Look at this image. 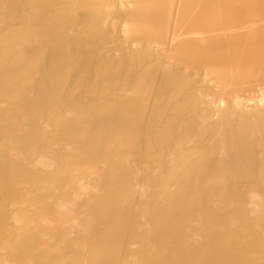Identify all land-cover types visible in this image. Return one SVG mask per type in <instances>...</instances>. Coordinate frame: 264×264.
<instances>
[{"label":"rangeland","instance_id":"rangeland-1","mask_svg":"<svg viewBox=\"0 0 264 264\" xmlns=\"http://www.w3.org/2000/svg\"><path fill=\"white\" fill-rule=\"evenodd\" d=\"M132 1L133 0H58V1L57 0H53V1L52 0H48V1L47 0H42V1L41 0H19V3L22 6L21 8L23 10L22 17L20 18V20L26 19V22L29 21V18L32 21H35L38 19L39 20H43V19L49 20L47 18L48 16L50 17V22L52 23V25L50 26V29L55 30V31L56 30H67L68 31L69 29V32H75V34L78 33L80 35H85V34H87L88 36L90 35L91 37L89 36L90 38L88 40V43L90 46H93L94 44H96L97 43L96 40L102 36L103 38L101 41L102 43L101 42L99 43L101 48L102 49L104 48L105 51H109L112 54L114 53L113 57L115 56L117 58L116 62L119 64L117 63L116 65L114 64L113 66L114 70L111 71L110 73H107V74L104 73L103 75H105V77L102 74L100 75L96 74L92 79H90L88 81V84L89 83L90 84L89 85L87 84L85 89L81 91V93L77 96L78 99L74 101L75 103L65 102L64 104H59V103L52 102L50 103L49 106L51 107L52 105L56 106V109H54L55 107H52L50 109L48 108L49 111L51 112H48V109L47 110L45 109L47 106L46 107L45 106L43 107L35 106L32 109V112L33 113L36 112V113L32 114L31 112V114L33 115L35 119H37L36 122L41 127L40 130L43 129L44 131L45 130L47 131L46 134H41L42 131L37 133L38 141L39 143H41L39 144V147L37 148L38 150L37 152L41 150L42 146L45 145L46 142L51 141V143L53 144L52 145L53 148H51L50 152L46 154V156H44V161L43 160L38 161L39 159L38 156L40 155L31 154L30 149L33 143H32V140L29 137H27L26 140L22 141V142H25V146H26V147L24 146L25 148L24 147L22 148V151H23V155L26 154L25 157L27 158V161L29 162V166L28 165L27 167L22 166L20 162H18V160L15 159L14 156L10 153L11 152L10 149H8L13 140L11 136L8 135L4 139V137L0 135L1 140H2V141L0 140V148L2 147V149H0V162L3 161L4 159H7V161H9V164H3L4 162H1L2 164L0 163L1 165L0 175L2 176V177L0 176V179H1L0 180L1 181L0 190L1 189L2 190L4 189V191L6 190L5 191L6 193H3V194L0 193V197H2L1 198L2 200L0 199V210L2 209L0 211V218H1L0 219V234L2 235V236L0 235V246H1L0 248L4 247L5 244L7 245L9 243V246H7L6 249H0V258L1 256L2 258H7L9 260L8 263L12 261L15 264H61L59 262L60 255H66L69 261V264L71 263L72 264L73 263L88 264V263H91L92 261H95L96 257L98 258V260H104L106 259V256L110 258H115L119 255V251H120L119 249L120 247L118 246L119 244L117 245L118 247L114 245L110 249L102 248V246L107 244V242L112 243L118 238L125 239V237H128L125 234V230H122L125 226L126 227L132 226V233L130 235V239L128 242L127 241L124 242L123 240L119 242L120 244H122L123 242L128 243L129 245L130 244L134 245L135 243L138 244L139 242H144L145 238L147 237L146 236L147 230L149 229L147 228V226L142 228V225H144L143 224L144 221L139 220L138 216L135 214L134 210L136 208V205H143L141 208L145 212H146L145 208L147 209V206L148 208L151 207L147 209V211L152 209V206L155 205L154 202L161 206L171 205L167 199L172 191L176 192L177 194L179 192L180 195L179 194L178 195L182 199H187V198L192 197L193 195H197L198 197L202 199L218 200L220 203L219 206H221L224 210L223 220L219 219L217 215L212 213L211 214L212 224L210 227H206L205 225L206 220H202V218H201L202 221H199V223L201 224L204 221L202 223L204 224V226L198 224V217L197 216L194 217V215H196L195 208H192L189 206H186L184 209L179 208L176 210L177 215L179 213H180L179 215H182L185 211L190 214L189 215L188 213L186 214L184 213V215L186 216L184 218V221L178 220L179 227H185L187 225L190 226L192 224L190 227H194L196 230V233H199V235L203 237L210 236L214 239L216 238V236H219L218 233L216 232L222 231L221 237L223 238L225 242H228L232 238L231 234L233 233L236 234V232L240 236H242L245 240L246 238L250 239V236H248L247 234L245 233L241 234V230L239 229V227L244 223V217L245 215H247L245 202L248 199V195H246L248 188L246 187V183L247 181H249L251 184L253 183V186L255 185L254 186L255 189H258L260 191L261 190V187L259 186V182H260L259 173L260 172L257 170L255 171L256 174L254 176L247 177L246 175L238 176L233 171V173L225 172V175L224 176L220 175V178H212L209 176H202V175H197V174L187 175L186 173L187 171L185 170L195 163V160H192V159L197 158V155H194V156L192 154L190 155V152H189V150H192L195 148H196L195 150L200 151V153H205V155H208V158H207L208 160L207 159L202 160V164H206L207 166H211L215 163L214 157L217 156V154L219 155L220 150H222L223 148L225 149L226 154L221 158L227 159V162H226V159L224 160L225 161L223 163L224 168H227V169L236 168L237 162L233 156H235V154L238 152L244 153V151H248V155H242L240 159H241L242 165H244L245 168L252 167L254 164L257 163V157L250 155L249 152L250 151L255 152L257 150L258 147L255 144L257 140L258 141H260V139L264 140V84H263V81H264V24L256 28H249L250 30L248 29L243 33L210 36V37H207V41L205 43L199 44V45L195 42H191V44H193L194 46L197 45V49H195V51H193V49H191L190 47L183 48L181 41H177L175 43L176 50H177L176 58L172 60L171 64H169L166 70V73L163 75H159L160 74L159 71L162 68V63L165 60L163 53L161 52V49L157 47H150L148 42L152 38L157 37L159 39V37L162 36L161 31L159 30V23L160 21H163L162 19H164L162 15L165 9H163V7L168 4L169 0H134L135 5L132 3ZM65 2L71 3L70 9H69L71 12L74 10L73 8L75 7H76L75 10L79 9L78 11L80 10L83 11V12L80 11L81 13L76 12L75 10L72 12L73 14L75 13L74 15H76L78 19L77 24L74 27L73 31H72V28L70 29L69 27H64L63 25L62 26L60 25L62 24V20H63L61 19L62 14L58 13L59 14V18H57L58 20L51 19L54 17V14H56V11L60 9V7L64 6L63 3ZM76 3L78 4V6L75 5ZM147 5L151 6L152 8V11L150 12V16H147L146 11H145V8L147 7ZM174 6H175V3H174ZM88 8H89V11H87ZM70 11L68 13H71ZM182 11L185 17L183 18V21H181L180 24L175 27L176 31H182V30L193 31L196 29L208 30L211 28H219L221 26L229 27L234 23L239 24V25L240 24L248 25L253 22H257V23L264 22V0H185ZM85 12H88L89 14ZM139 15L141 16L139 17ZM107 20H108V23H106ZM57 21H59L58 25H56ZM91 21H93V23ZM90 22L92 23V25ZM80 23L82 24L85 23L86 24V25L84 24L85 27L84 25ZM103 23L106 25H104ZM92 30H94L95 32H93ZM82 31L83 33H81ZM116 31L118 34L116 33ZM105 32L107 34H104ZM109 36H110V39H109ZM157 42L158 44H160L159 41ZM119 47H121L122 49L121 51ZM0 51L3 52L7 56L11 53V50L9 49L7 45L4 47H1ZM120 53L123 55H119ZM210 65L215 66L216 69L217 68L218 69L219 68H231L232 74L234 76H237L238 74L240 75L241 73L245 74L248 72L250 76L260 78L262 80L261 85L258 87L252 88L251 92L250 91L238 92L237 95L235 93H230L228 91L224 92V89L220 86V84L215 79V77L212 74H210L211 73L209 69ZM94 67H95L94 68L95 71L96 70L99 71L98 70L99 68H97L99 66L95 65ZM59 68L60 67H55V69H59ZM115 74H116V77L114 76ZM101 75L103 76L102 79H100ZM112 76L114 77L112 78ZM120 76L123 78H121ZM17 77H20V76H16L15 78ZM119 78L122 79V81ZM113 79L115 80L113 81ZM102 81L104 82V84ZM156 81L158 82V86H159L158 88L154 86L156 84ZM94 82L97 84V86L92 91L90 86ZM49 83L56 84L58 83V80L54 79L53 81L52 80L49 81ZM95 90H97V92ZM90 92L91 93L93 92V93L91 94ZM198 92H200V94ZM89 93L91 95H89ZM97 93L99 96L97 95ZM205 93H207V95H205ZM35 96L38 100H40L42 99L43 93L39 92ZM239 96L240 98H238ZM102 100L106 102H104L103 104H100V101ZM131 100H132V103H131ZM145 101L146 103L148 101L149 102L146 104ZM129 102L131 106H128ZM223 102L224 103L226 102V103L224 104ZM72 103L73 104L78 103V105L80 106H84L85 104L89 103L88 105H86V107H81L79 109V112L81 113L80 115L79 113L75 115V116H78L77 118L75 117L76 120L80 121V124H78L79 127L77 131L80 132L81 130L82 132L83 128L86 129L85 131L83 129V132H85L83 137L82 136H78V137L67 136L65 133L66 129H68L72 123L68 121L70 123L69 124L67 121H62L59 115L65 108L70 107ZM200 103L202 106L200 105ZM83 108H85L86 110ZM149 108L151 110L150 115L152 119L153 118L155 119L159 115L160 112L168 113L169 117L166 118L163 121V123L166 125H169V124L173 125L178 135L179 134L181 135V133L183 134L187 132L197 133L198 131H202L203 127L206 126L207 128H204V131H202V132H205V134L198 135V136H195L196 138L192 137L191 139H187V140H183L179 136L178 137L175 136L173 138H167L164 141L165 143L164 142L160 143L156 141L154 137L156 133L153 130H150L149 128L147 130L146 137L140 140V136H142V133H143L142 129L144 127V118L146 115V111ZM251 108H253L255 111H252ZM123 109H125V111ZM43 110H46L49 115H43V114H47V112H44ZM92 110L94 111V113L92 112ZM95 112H98L97 113L98 115ZM218 112L219 114H217ZM41 113H43L42 114L43 118L42 120H38L39 117L41 116L40 115ZM102 114L103 116L101 117ZM122 114L124 115V117ZM215 114L217 116H215ZM85 115H88L89 119L87 116L85 117ZM134 115L137 117L131 122L130 117L132 119ZM115 116L117 117V119ZM259 116L260 117L263 116V118H260ZM102 118L105 120L103 121ZM177 118L181 120H178ZM82 119L83 121H81ZM243 119H246V120H243ZM47 120L50 122L49 124L52 126H50L49 124L47 125L48 123ZM242 120L243 122H241ZM39 121L40 122L42 121V122L39 123ZM91 121H94V122H91ZM251 121L252 123L253 122L254 123L252 124ZM261 121L263 123H260ZM87 123L89 125L91 124L90 126L91 129L89 128V125H87ZM137 123H140V125ZM64 124H67V126ZM85 124L88 127H85ZM97 125L99 128L97 127ZM179 125L180 126L183 125V126L180 127ZM247 126L249 127L247 128ZM102 128H106L108 132ZM61 130H63V132ZM100 130L103 133H101ZM104 132L106 136L104 135ZM61 133L63 134L65 133V134L62 135ZM95 133L97 135L99 134L98 137L103 134L104 136H101L102 138L99 137V140L100 139L102 140L99 141L96 138L97 136ZM258 133L259 135L256 137ZM0 134H1V131H0ZM88 134H89V137H88ZM41 136L42 137L44 136V137L42 138ZM62 136L67 139H65V141H59V138H62ZM85 136L87 137L88 142L89 141L91 142L88 143L86 141ZM68 138H72L73 141L71 139L68 140ZM74 138H76V140H74ZM126 138H127V141L131 144V145L129 144L130 146L127 145L128 147L124 146L125 145L124 140H126ZM82 140L85 141L86 143L83 142ZM71 142L72 143L76 142L77 145L76 144H72V145L78 146L77 147L78 149L75 150L77 154L75 151L73 152L67 151L66 152L67 154L63 152L62 145L65 143L71 144ZM90 143H92V145ZM98 143H100V146L102 145L101 146L102 148L98 146ZM154 143L156 144L153 145ZM58 144H60V146ZM82 144L85 145L83 148H82ZM88 144L90 146H88ZM142 144L144 148L142 147ZM96 145L98 146V148ZM194 145H196L195 148H194ZM58 146H59V149H58ZM91 146L93 147L89 148ZM133 146H135L136 148L140 146L139 148L141 147L142 148L136 149ZM114 148L115 150L113 151L112 149ZM132 148L135 150H133ZM160 149L164 150L165 152L163 156L164 161H158L156 159V155L154 154L155 153L154 151L160 150ZM7 150L9 151L7 152ZM52 150L54 152H52ZM109 150H110V153H109ZM111 150L113 153L111 152ZM82 151H84V153H82ZM6 152L11 154L12 157ZM133 152L135 153L137 152V153L135 154ZM88 154H90L91 156ZM173 157L176 159H174ZM12 158H14L15 160ZM188 159L189 160L191 159V160L189 161ZM180 160L182 161V163H184L185 166H187V168L185 166L182 167L183 164L180 163L181 162ZM31 161H32V164H31ZM141 161L143 162L144 166L146 165L145 168L146 170H148L147 176L150 175L149 176L150 178L147 176L145 178V180L149 178L146 180L147 186L149 185L148 190H150L148 191V193L151 194V196L148 195V193L146 195L147 197L150 196L148 197L149 200L146 196L140 197V195H138L136 192L133 193V191H136V190H134V188L131 186L132 172L135 170V168L138 167L139 164L142 163ZM44 163L49 164V165L46 166ZM129 164L131 165V167L127 166ZM168 164L171 169L173 168H176V169L171 170ZM3 165H4L3 167L4 170L2 169ZM123 165L124 167H130V168L133 167V170L129 168L132 171L131 173L127 174L128 177L126 178V182H124L125 176L123 174V170H124ZM6 166L8 170L7 168L5 169ZM29 169L31 171H29ZM24 170L26 171L25 175H24L25 173ZM39 170L43 172L40 173ZM169 170L171 174L169 173ZM176 170H177V173H176ZM111 171H113V173ZM117 171L119 172V174H122L123 177L121 175L118 176V173L116 174ZM27 172H30V173L32 172L33 173V174L31 173L32 176L30 175V173L28 174ZM107 172L108 173L110 172L109 174L111 175V177H109L110 175H108ZM38 174L39 175L42 174L43 175L42 178H40L41 176H39ZM87 175L90 178H88ZM100 175H102L101 176L102 178L100 177ZM16 176L18 177L16 178ZM21 176H22L23 181L26 180L27 182V183H23V186H25V190H23L22 192L21 190H19L20 188H17L16 185L12 184V183L16 184V182L19 179H21ZM36 176H38L39 179L33 180L34 178H37ZM43 177L45 178V181L38 183V181H40L41 179L43 180ZM105 177L106 179L104 180L103 178ZM160 177H163L162 178L163 180ZM100 178L104 180L105 183L102 180H100ZM114 179L121 180V183L117 182L119 180L114 181ZM159 180L160 182H158ZM81 181L87 184L94 185V186H97L98 184H101L102 182L101 187H103L102 189L104 190L103 191L104 195L102 194L101 196L98 197V199H92V201L95 200L93 201L94 204H92L94 207L91 205L92 209L89 208V210H87L89 213L87 214L86 211L82 213V216L86 219L82 218L80 214L78 215L76 213V210H78V208L71 209L72 204L70 203L69 191L75 189L78 183ZM111 184L115 185L116 188ZM13 185L14 187L16 186V188L12 187ZM117 185H119V187L122 188L120 189L121 191L118 189L119 187ZM120 185H123V186H120ZM113 188H115V190ZM161 188H164V190L162 191ZM172 188L173 190H171ZM10 189H12V191H10ZM159 190L160 192L161 191L162 192L160 193ZM114 192L116 193L114 194ZM1 194L4 195L5 197L2 196ZM122 194L126 196L124 197ZM154 194H157L159 196L157 195L155 196ZM22 195H25L24 198ZM118 195L122 197H119ZM20 196H22L23 199ZM152 197L155 198L156 200L155 199L153 200ZM161 198L163 200L165 199L163 203H162L163 200H161ZM21 200L22 201L24 200V202L25 201H28V202L27 203L25 202V204L18 202V204L14 206V208L12 207L13 209L10 210L9 207L11 206L10 204L13 201L17 202ZM53 201H56V204L53 206V209L49 210L43 207L44 202H53ZM122 201L124 203L126 202L127 205L126 203L124 204ZM83 203L84 202H81L77 206L80 207L82 206L81 204ZM131 207H133L132 210L130 209ZM129 210L132 213H130ZM180 210H183L184 212ZM49 212L52 215L51 214L49 215ZM193 212H194V215H193ZM40 213L49 215L51 219L55 220V222H53V224L51 223L52 225L50 224L49 226L45 227L44 224H42L41 222L39 223L37 221L38 219L37 217ZM75 214L78 216V218ZM206 216H208V214L206 213H202L201 215L203 219H206ZM148 217L149 216L145 214V221L146 219H148ZM74 218L76 219V221H74L76 223L71 221ZM124 218L127 219L128 221H126ZM193 218L195 219L193 220ZM68 221L71 224H69ZM97 222H99V224L103 223V227L106 229L103 233V235L105 236H103L101 233L97 235V236H100L101 238L97 236H92L91 234H89L93 229V225L98 224ZM196 223L198 224V226ZM34 224L41 226L39 227L40 229L28 231L29 228L33 229ZM108 226L109 227L111 226V228L109 229ZM197 228H199L200 230H197ZM205 230L206 232H204ZM155 232L156 231L154 229L153 233ZM195 235L199 236L198 234H195ZM88 236L89 237L91 236V237L88 238ZM26 237H28V239H26ZM85 238L87 239L89 245L91 246V250L93 254L87 251H82L81 249H75L73 247L76 241L81 242L85 240ZM93 238L95 239L93 240ZM31 239L33 240V242L31 241ZM7 240L9 241L8 243H6ZM57 240L65 241L66 242L65 244L67 245V247L63 248L60 251L53 250V246L56 244ZM25 241L27 242L28 246H26ZM28 241H30V243ZM10 242H12L11 244H14L15 247L17 246L16 244L19 245L20 248L17 250L18 251L16 252L17 254L25 253L26 250L30 247L32 248L33 253H35L37 257L35 258L34 256H31L28 258L27 261L23 262L22 260L17 258V256H15L12 253V248L10 249V246H11ZM98 244L100 247L98 246ZM105 250L107 252H105ZM115 250H117L118 252L116 253ZM111 251H112V254L109 253ZM138 253H142V252L138 250ZM88 254H90V256H88ZM99 255L101 256V259ZM2 258L0 259V262ZM97 258H96V261H97Z\"/></svg>","mask_w":264,"mask_h":264},{"label":"bare ground","instance_id":"bare-ground-1","mask_svg":"<svg viewBox=\"0 0 264 264\" xmlns=\"http://www.w3.org/2000/svg\"><path fill=\"white\" fill-rule=\"evenodd\" d=\"M42 1V0H41ZM48 1V0H47ZM53 1V0H52ZM58 1V0H57ZM44 2V1H43ZM50 2V1H49ZM48 2V3H49ZM60 2V1H59ZM75 2V1H74ZM185 0H169L168 4L166 6L163 7V9H165V11L163 12V17L164 19H162L163 21H160L159 23V30L161 31V37H159V39L157 37L152 38L148 43L150 47H157L159 49H161V52L163 53L164 56V62L162 63V68L159 71L160 74L159 75H163L166 73V70L169 66V64H171L172 60L176 58V46L175 43L177 41H181L183 48H189L190 47V43L191 41L194 40H198L201 41V43H204L205 41H207V37L210 36H215V35H229V34H235V33H243L246 30H248L249 28H256L262 24H264V22L262 23H257V22H253L250 23L248 25H239L236 24L233 25L230 28H224L222 30L219 31L217 30V28H211L208 29L206 32H202V31H187V30H182V31H176L175 27L178 26L180 24L181 21H183V18L185 17L183 14V11L181 10L182 5L184 4ZM57 3V2H56ZM78 3V2H77ZM75 4L78 6V4ZM82 3V2H81ZM132 3L134 4V0L132 1ZM142 3V2H141ZM175 3V6H174ZM37 4V3H36ZM34 4V5H36ZM39 4V3H38ZM53 4V3H52ZM56 5V4H55ZM64 5V6H63ZM63 7H60V9H58L56 11V14H54V17L51 19L54 20H58L57 18H59V14L61 15V19L62 20V24H60L61 26L63 25L64 27H69L70 29L72 28V31L74 30V27L77 24V16L74 15L72 12L75 10V8H73L74 10L71 12L70 6L71 3L69 2H65L63 3ZM74 5V6H75ZM82 5V4H81ZM135 5V4H134ZM150 5V4H149ZM39 6V5H38ZM43 6V5H41ZM83 6V5H82ZM22 6L19 3V0H0V49L1 47L4 46H8L9 49L11 50V53L7 56L5 55L3 52L0 51V131H1V136L7 137L8 135L11 136V138L13 139L11 142V145L8 149H10V153L14 156L15 159L18 160V162H20V164L24 167H27V165L29 166V162L27 161V158L25 157L26 154L23 155V151L22 148L25 146V142H22L24 140L27 139V137H29L32 140V145H31V149L30 152L31 154H38L40 156L38 161L43 160L44 161V156H46V154H48L50 152V149L53 148V144L51 143V141L46 142L45 145L42 146L41 150L39 152H37V148L39 147V141L37 138V133H39L40 131L41 134H46V130L44 131L43 129L40 130V126L38 125V123L36 122L37 119H35L33 117L32 114H35L32 112V109L35 106H39V107H43V106H47L45 109L47 110L48 108H52L55 107L54 109H56V106H49L50 103L55 102V103H59V104H64L65 102H73L76 101L78 98L77 96L81 93V91H83L86 87V85L88 84V81L90 79H92L96 74H107L110 73L111 71H113L114 69V64L116 65V61L117 58L109 51H105L104 48L102 49L100 46V42L102 41V36L97 39V43L94 44L93 46H90L88 43V40L90 37L85 34V35H80V34H75V32H69L67 30H52L50 29V26L52 25V23L50 22V17L47 16V18L49 20H35L32 21L29 18V23L26 22L25 20H20V18L22 17ZM142 7V6H141ZM39 8V7H38ZM64 8V9H63ZM85 8V7H84ZM46 10V9H44ZM71 13H68L69 11ZM79 9H76V12H80L78 11ZM87 11H89V8L87 9ZM91 11V10H90ZM146 14L147 16H150V12L152 11L151 6H148L145 8ZM44 12V11H43ZM83 12V11H82ZM52 13V12H51ZM81 13V12H80ZM88 13V12H85ZM64 14V15H63ZM83 14V13H82ZM81 14V15H82ZM89 14V13H88ZM87 14V15H88ZM92 14V13H90ZM89 16V15H88ZM94 16V15H93ZM98 16V15H96ZM123 16V15H122ZM141 15H139L140 17ZM14 17V18H13ZM33 17V16H32ZM85 17V16H84ZM87 17V16H86ZM46 18V19H47ZM83 18V17H82ZM90 18V17H89ZM93 18V17H92ZM95 18V17H94ZM98 18V17H97ZM108 18V17H107ZM140 19V18H139ZM83 20V19H82ZM81 20V21H82ZM90 20V19H88ZM85 21V20H84ZM96 21V20H95ZM58 22V23H57ZM56 22V25L59 24V21ZM93 23V21H91ZM90 22V23H91ZM54 23V22H53ZM79 23V21H78ZM83 23V22H82ZM80 23V24H82ZM91 23V25H92ZM105 23V22H104ZM103 23V24H104ZM108 23V20L107 22ZM183 23V22H182ZM85 24V23H84ZM82 24V25H84ZM80 25V26H82ZM86 25V24H85ZM84 25V27H85ZM106 25V24H104ZM103 25V26H104ZM131 25V24H130ZM145 26V25H144ZM88 28V27H87ZM101 28V27H100ZM174 28V29H173ZM78 29V28H77ZM82 29V28H81ZM90 29V28H89ZM105 29V27H104ZM250 30V29H249ZM71 31V30H70ZM79 31V30H78ZM93 32L95 31L92 30ZM83 33V31L81 32ZM117 33V31H116ZM104 34H107L106 32ZM115 34V32H114ZM113 34V35H114ZM118 34V33H117ZM100 35V34H99ZM96 36V35H95ZM115 36V35H114ZM93 37V36H92ZM98 38V37H96ZM110 39V36H109ZM95 40V39H94ZM106 40V38H105ZM110 41V40H109ZM160 42V44H158V42ZM104 42V41H103ZM146 42V41H144ZM102 43V42H101ZM105 46V45H104ZM107 46V45H106ZM112 46V45H111ZM123 46V45H122ZM115 47V46H114ZM110 48V47H109ZM118 48V47H117ZM123 48V47H122ZM112 49V48H111ZM110 49V50H111ZM120 51L122 50L121 47H119ZM112 51V50H111ZM119 51V52H120ZM123 52V51H122ZM121 52V53H122ZM112 56H111V54ZM117 53V52H116ZM119 54V55H123V54ZM159 54V53H158ZM116 55V54H115ZM128 56V55H127ZM126 62V61H125ZM201 62V61H200ZM119 64V63H117ZM121 64V62H120ZM206 64V63H204ZM95 65L99 66L97 68H99V71H95ZM216 65V64H215ZM157 66V65H156ZM55 67H60L59 69H55ZM116 68V67H115ZM210 69V74H212L215 79L218 81V83L220 84V86L224 89L225 91H228L230 93H235L236 95L238 94V92H244V91H252V88L254 87H258L261 85L262 80L258 77H252L250 76V74L245 73H241L240 75L238 74L237 76H234L232 74V69L231 68H217L213 65L209 66ZM116 70V69H115ZM115 73V72H114ZM117 73V71H116ZM121 73V72H120ZM157 73V72H156ZM124 74V73H123ZM209 74V73H208ZM100 76L102 79L103 76ZM113 75V74H112ZM126 75V74H125ZM157 75V74H156ZM16 76H20L15 78ZM116 77V74L114 75ZM112 76V78L114 77ZM130 76V75H129ZM107 77V75H106ZM111 77V76H109ZM119 77V76H117ZM121 77V76H120ZM160 77V76H159ZM99 78V77H97ZM123 78V77H121ZM54 79L58 80V83H49V81H53ZM99 79V80H100ZM118 79V78H117ZM120 79V78H119ZM115 79H113L114 81ZM122 81V79H120ZM119 80V81H120ZM128 80V79H127ZM110 81V80H108ZM107 81V82H108ZM93 82V81H92ZM103 82V81H102ZM101 82V84H102ZM106 83V82H105ZM153 83V82H152ZM90 84V83H89ZM88 84V85H89ZM104 84V82H103ZM264 84V81H263ZM97 84L94 82L92 83V85L90 86V88L92 89V91L96 88ZM115 86V85H114ZM119 86V85H118ZM156 88H158V82L156 81V84L154 85ZM262 87V86H261ZM108 88V87H107ZM152 88V87H151ZM88 89V88H87ZM90 89V90H91ZM99 90V89H98ZM97 92V90H95ZM39 92L43 93L42 99L38 100L36 98V94H38ZM125 92V91H124ZM86 93V92H85ZM88 93V92H87ZM91 93V92H90ZM89 93V95H91ZM200 94V92H198ZM83 94V93H82ZM81 94V95H82ZM108 94V93H107ZM222 94V93H221ZM98 95V93H97ZM125 95V94H124ZM205 95H207V93H205ZM88 96V95H87ZM99 96V95H98ZM111 96V94H110ZM81 97V96H80ZM86 97V96H85ZM106 97V96H105ZM120 97V96H119ZM143 97V96H142ZM219 97V96H218ZM221 97V96H220ZM98 98V97H97ZM122 98V97H121ZM133 98V97H132ZM240 98V96L238 97ZM94 99V98H93ZM92 99V100H93ZM108 99V98H107ZM105 99V100H107ZM128 99V98H127ZM146 99V98H145ZM144 99V100H145ZM183 99V98H182ZM91 100V101H92ZM113 100V99H111ZM143 100V101H144ZM147 100V99H146ZM238 100V99H237ZM82 101V100H81ZM125 101V100H124ZM99 102V101H98ZM104 100L100 101V104H103ZM134 102V100H133ZM139 102V101H138ZM149 102V101H148ZM147 102V103H148ZM151 102V101H150ZM211 102V101H210ZM70 105V107L65 108L59 115L60 118L62 119V121H69L72 124L70 125V127L68 129H66V135L70 136V137H78V136H82L84 135L85 132H82L80 130V132L77 131L80 121L76 120V118L78 116H75L79 113V115L81 114L79 112V109L81 107H86L85 104L84 106H80L77 104H73ZM87 103V102H86ZM91 103V102H90ZM111 103V102H110ZM117 103V102H116ZM121 103V102H119ZM132 103V100H131ZM146 103V101H145ZM146 103V104H147ZM154 103V102H153ZM203 103V102H202ZM224 103V102H223ZM226 103V102H225ZM224 103V104H225ZM92 104V103H91ZM128 106L130 105V102L128 103ZM141 104V103H140ZM206 104V103H205ZM223 104V105H224ZM243 104V103H242ZM257 104V103H256ZM66 105V104H65ZM68 105V106H69ZM95 105V104H94ZM135 105V104H134ZM144 105V104H143ZM201 105V103H200ZM207 105V104H206ZM49 106V107H48ZM91 106V105H90ZM202 106V105H201ZM210 106V105H209ZM217 106V105H216ZM225 106V105H224ZM242 106V105H241ZM245 106V105H244ZM257 106V105H256ZM255 106V107H256ZM89 107V106H87ZM133 107V106H132ZM142 107V105H141ZM144 107V106H143ZM150 107V105H149ZM152 107V105H151ZM222 107V106H221ZM247 107V106H246ZM117 108V107H116ZM128 108V107H127ZM168 108V107H167ZM217 108V107H216ZM220 108V107H219ZM260 108V107H259ZM48 112H51L49 111ZM85 109V108H83ZM121 109V108H120ZM132 109V108H131ZM141 109V108H140ZM144 109V108H143ZM194 109V108H193ZM206 109V108H205ZM204 109V110H205ZM252 111H255L253 108H251ZM258 109V108H257ZM46 110H43L44 112H47ZM86 110V109H85ZM91 110V109H90ZM106 110V109H105ZM125 111V109H123ZM135 110V109H134ZM146 110V109H145ZM160 110V108H159ZM211 110V109H210ZM37 111V110H36ZM42 111V112H43ZM53 111V110H52ZM84 111V110H83ZM88 111V110H87ZM107 111V110H106ZM111 111V110H110ZM119 111V110H118ZM123 111V112H124ZM127 111V110H126ZM235 111V110H234ZM237 111V110H236ZM32 112V114H31ZM43 112V113H44ZM47 112V114H43L41 113L40 117L38 120H42L43 115H49ZM91 112V111H89ZM92 112L94 113V111L92 110ZM122 112V111H120ZM155 112V111H154ZM216 112V111H215ZM40 113V112H39ZM88 113V112H87ZM96 114L98 112H95ZM105 113V112H104ZM113 113V112H112ZM118 113V112H117ZM151 110L150 108L147 109L146 111V115L144 118V127H143V133L142 136H140V140L145 138L147 135V130L150 128V130H153L156 135L154 136L156 141L158 142H164L167 138H173L175 136H179L181 139L183 140H187V139H191L192 137L196 138L195 136L198 135H204L205 132L204 128H207L206 126L203 127L202 131H198L195 132H187V133H181V135L176 133V129L174 128L173 125L169 124L166 125L163 123V121L168 118V113L166 112H160L159 115L154 119H152L151 115ZM201 113V112H200ZM256 113V112H255ZM258 113V112H257ZM43 114V115H42ZM52 114V113H51ZM57 114V113H56ZM95 114V115H96ZM205 114V113H204ZM219 114V112L217 113ZM235 114V113H234ZM263 114V113H262ZM38 115V113H37ZM90 115V114H89ZM98 115V114H97ZM115 115V113H114ZM123 115V114H122ZM182 115V114H181ZM201 115V114H200ZM203 115V114H202ZM52 116V115H51ZM88 117V115H85V117ZM103 116V114L101 115V117ZM111 116V115H110ZM215 116H217L215 114ZM261 116V115H260ZM259 116V117H260ZM76 117V118H75ZM95 117V116H94ZM100 117V116H99ZM116 117V116H115ZM124 117V115H123ZM137 116H133L132 119L130 117V121L132 122ZM202 117V116H201ZM92 118V117H91ZM90 118V119H91ZM98 118V116H97ZM181 118V117H180ZM186 118V117H185ZM211 118V117H210ZM260 118H263L260 117ZM48 119V118H47ZM79 119V118H78ZM89 119V117H88ZM103 119V118H102ZM109 119V118H108ZM117 119V117H116ZM171 119V118H169ZM178 119V118H177ZM187 119V118H186ZM190 119V118H189ZM196 119V118H195ZM50 120V119H49ZM85 120V118H84ZM105 119H103L104 121ZM112 120V119H111ZM181 120V119H178ZM199 120V119H198ZM205 120V119H204ZM215 120V119H214ZM241 120V119H240ZM246 120V119H243ZM243 120L241 122H243ZM83 121V119L81 120ZM90 121V120H89ZM98 121V120H97ZM107 121V120H106ZM255 121V120H253ZM259 121V120H258ZM42 122V121H41ZM39 121V123H41ZM47 125L50 123L47 120ZM60 122V121H59ZM68 122V123H69ZM94 122V121H91ZM166 122V121H165ZM184 122V121H183ZM212 122V121H211ZM239 122V121H238ZM63 123V122H62ZM67 123V124H68ZM90 123V122H89ZM222 123V122H221ZM226 123V122H225ZM252 123V121H251ZM254 123V122H253ZM252 123V124H253ZM260 123H263L262 121ZM45 124V123H44ZM67 124H64L67 126ZM70 124V123H69ZM105 124V123H104ZM140 125V123H137ZM244 124V123H243ZM247 124V123H246ZM46 125V126H47ZM50 125V124H49ZM87 125H89L87 123ZM85 124V127H88ZM93 125V124H92ZM201 125V124H200ZM245 125V124H244ZM250 125V124H249ZM44 126V125H43ZM52 126V125H50ZM69 126V125H68ZM83 126V125H82ZM91 124L89 125L90 128ZM180 126V125H179ZM183 126V125H182ZM180 126V127H182ZM202 126V125H201ZM220 126V125H219ZM226 126V125H224ZM84 127V126H83ZM93 127V126H92ZM98 127V125H97ZM103 127V125H102ZM106 127V126H105ZM138 127V126H137ZM200 127V126H198ZM249 126H247L248 128ZM99 128V127H98ZM121 128V127H120ZM179 128V127H178ZM225 128V127H224ZM223 128V129H224ZM235 128V127H234ZM45 129V128H44ZM48 129V128H46ZM63 129V128H61ZM91 129V128H90ZM93 129V128H92ZM104 130H106V128H102ZM110 129V128H109ZM139 129V128H138ZM181 129V128H180ZM222 129V130H223ZM244 129V128H243ZM52 130V129H51ZM86 129H84L85 131ZM103 130V131H104ZM182 130V129H181ZM262 130V129H261ZM63 132V130H61ZM101 131V130H100ZM108 132V130H106ZM105 131V132H106ZM207 131V130H205ZM257 131V130H255ZM260 131V130H259ZM51 132V131H50ZM104 132V135L106 136ZM140 132V131H139ZM186 132V130H185ZM56 133V131H55ZM58 133V132H57ZM60 133V132H59ZM64 133V134H65ZM98 133V132H96ZM95 133V134H96ZM101 133H103L101 131ZM238 133V132H237ZM39 134V135H41ZM62 135H64L63 133H61ZM242 134V133H241ZM51 135V134H50ZM94 135V134H93ZM99 135V134H98ZM98 135L96 134V138L99 140V137L102 138L101 136H104L103 134L101 136L98 137ZM228 135V134H227ZM240 135V134H239ZM238 135V136H239ZM243 135V134H242ZM259 135V133L256 135V137ZM262 135V134H261ZM45 136V135H44ZM43 136V137H44ZM92 136V135H91ZM42 137V136H41ZM42 137V138H43ZM61 137V136H60ZM86 137V136H85ZM84 137V138H85ZM89 137V134H88ZM142 137V138H141ZM59 138V137H58ZM92 138V137H91ZM152 138V137H151ZM260 138V137H259ZM65 139L62 136V138H59V141H65ZM72 138H68V140ZM78 139V138H77ZM132 139V138H131ZM177 139V138H176ZM229 139V137H228ZM258 139V138H257ZM1 140V137H0ZM45 140V139H44ZM51 140V139H50ZM66 140V141H68ZM74 140H76V138H74ZM90 140V139H89ZM97 140V141H98ZM102 140V139H100ZM99 140V141H100ZM124 140V139H123ZM171 140V139H170ZM175 140V139H174ZM2 141V140H1ZM73 141V140H72ZM81 141V139H80ZM83 141V140H82ZM86 141L87 137H86ZM93 141V140H92ZM124 146L129 145L130 143L126 140H124ZM132 141V140H131ZM139 141V140H137ZM178 141V140H176ZM244 141V140H243ZM85 142V141H83ZM82 142V143H83ZM91 142V141H89ZM88 142V143H89ZM94 142V141H93ZM154 142V141H153ZM173 142V141H171ZM192 142V141H191ZM203 142V141H202ZM220 142V141H219ZM238 142V141H237ZM7 143V142H6ZM31 143V142H30ZM81 143V142H79ZM86 143V142H85ZM84 143V144H85ZM101 143V142H100ZM100 143H98V146H100ZM135 143V142H134ZM139 143V142H137ZM146 143V142H145ZM151 143V142H150ZM165 143V142H164ZM204 143V142H203ZM206 143V142H205ZM2 144V143H1ZM8 144V143H7ZM61 144V143H60ZM60 144H58L60 146ZM72 144H76L72 143H65L62 145V150L64 153L68 152H73L75 150H77L78 146L72 145ZM92 145V143H90ZM96 144V143H95ZM148 144V143H147ZM156 143H154L153 145H155ZM171 144V143H170ZM177 144V143H175ZM181 144V143H180ZM184 144V143H183ZM193 144V143H192ZM255 144L257 145V150L255 152L250 151L249 154L256 156L257 157V163L254 164L252 167H247L245 168L244 165H242L241 163V156L242 155H248V151H244V153L238 152L235 154L234 159L236 160L237 164H236V168L231 169V168H224V158L223 157L226 154L225 149L223 148L222 150H220L219 155L217 154V156L214 157L215 163L211 166H207L206 164H202V160H206L208 158V155H205V153H200V151L192 149L189 150L190 155L192 154L197 155V158H193L192 160H195V163L192 164L190 167L187 168V166L184 165V163H182V161L180 163H182V167L185 166L187 169L185 171H187V175H193V174H197V175H202V176H209L212 178H220V175H225V172L228 173H236V175L238 176H244L246 175L247 177H251L254 176L256 174L255 171H259V186L261 187V190L259 191L258 189H255V185L253 186V183L251 184L249 181H247L246 183V187L248 188L247 190V194L248 195V199L245 202L246 204V214L244 217V223L239 227V229L241 230V234L245 233L248 236H250V239L246 240L240 236L237 232L236 234L233 233L231 234L232 238L228 241L225 242L223 240V238L221 237V232L218 231L216 233H218L219 236H216V238H212L210 236H201L199 235V233H196V230L194 227H190V226H185V227H179L178 226V222L180 220L184 221V218L186 217L184 215V213H188V212H184L182 215H177L176 214V210L181 208L184 209L186 206L195 208L196 210V215H193L194 217L197 216L198 217V224L199 221L202 220H206L205 225L206 227H210L212 224V217L211 214H215L218 216L219 219L223 220V215H224V210L220 205L218 200H207V199H202L200 197H198L197 195H193L190 198L187 199H182L180 198V194L178 192V194L174 191H172L168 197V201L170 202L171 205H158L157 203L154 202V206H152V209L147 211V209L151 208L147 206V209L145 208L146 212L144 210H142V206L143 205H136V208L134 210L135 214L138 216L139 220H143L144 221V225H142V228H144L145 226H147V228L149 230H147V237L145 238L144 242H139L138 244L135 243L134 245H129L128 243H124L125 241H129L130 239V235L132 233V226L129 227H122V230H125V234L128 237H125V239L123 238H118L115 241H113L112 243H108L103 245L102 248L105 249H110L111 247H113L114 245H118L120 248L119 251V255L115 258H110L106 256V259L104 260H98L96 261H92L91 263L88 264H264V140L260 141H256ZM30 145V144H28ZM77 145V144H76ZM131 145V144H130ZM129 145V146H130ZM135 145V144H133ZM152 145V144H151ZM164 145V144H163ZM179 145V143H178ZM242 145V144H241ZM247 145V144H246ZM58 146V149H59ZM75 146V147H74ZM85 145L82 144V148ZM88 146H90L88 144ZM97 146V145H96ZM95 146V147H96ZM97 146V148H98ZM102 146V145H101ZM100 146V147H101ZM137 146V145H136ZM171 146V145H170ZM175 146V145H174ZM173 146V147H174ZM215 146V145H214ZM218 146V145H217ZM26 147V146H25ZM24 147V148H25ZM41 147V146H40ZM93 146L89 147L92 148ZM128 147V146H127ZM135 147V146H133ZM140 147V146H139ZM138 147V148H139ZM143 147V144H142ZM141 147V148H142ZM151 147V146H150ZM166 147V146H165ZM178 147V146H177ZM182 147V146H181ZM216 147V146H215ZM30 148V147H29ZM61 148V147H60ZM88 148V147H86ZM102 148V147H101ZM100 148V149H101ZM136 148V147H135ZM136 148V149H138ZM139 148V149H141ZM144 148V147H143ZM155 148V146H154ZM179 148V147H178ZM177 148V150H178ZM2 149V147L0 148ZM7 149V148H6ZM55 149V148H54ZM57 149V148H56ZM133 149V148H132ZM159 149V148H158ZM171 149V147H170ZM181 149V148H180ZM183 149V148H182ZM26 150V149H25ZM29 150V149H28ZM61 150V151H62ZM84 150V149H83ZM90 150V149H89ZM92 150V149H91ZM96 150V149H95ZM94 150V151H95ZM99 150V149H98ZM113 151L115 150L112 149ZM111 150V152H112ZM135 150V149H133ZM186 150V149H185ZM215 150V149H213ZM9 150H7L8 152ZM88 151V150H87ZM93 151V152H94ZM101 151V150H100ZM132 151V150H131ZM140 151V150H139ZM146 151V150H145ZM229 151V150H228ZM240 151V150H239ZM4 152V151H2ZM1 152V153H2ZM6 152V153H7ZM52 152H54L52 150ZM57 152V150H56ZM76 152V151H75ZM86 152V151H85ZM92 152V153H93ZM153 152V151H152ZM155 155H156V159L158 161H164V150H156L154 151ZM183 152V151H182ZM79 153V152H78ZM82 153H84V151H82ZM87 153V152H86ZM91 153V154H92ZM100 153V152H99ZM110 153V150H109ZM108 153V154H109ZM113 153V152H112ZM130 153V152H129ZM135 153V152H133ZM137 153V152H136ZM135 153V154H136ZM147 153V152H146ZM145 153V154H146ZM212 153V151H211ZM9 154V153H7ZM11 154H9L11 156ZM29 154V153H28ZM67 154V153H66ZM73 154V153H72ZM71 154V155H72ZM77 154V152H76ZM143 154V153H142ZM188 154V153H187ZM204 154V155H203ZM30 155V154H29ZM59 155V154H57ZM63 155V154H62ZM90 155V154H88ZM93 155V154H92ZM96 155V153H95ZM31 156V155H30ZM91 156V155H90ZM109 156V155H108ZM171 156V155H170ZM12 157V156H11ZM28 157V155H27ZM36 157V156H35ZM52 157V156H51ZM96 157V156H95ZM100 157V156H99ZM142 157V155H141ZM227 157V156H226ZM229 157V156H228ZM251 157V156H250ZM12 158V159H14ZM37 158V157H36ZM47 158V157H45ZM94 158V157H93ZM174 158V157H173ZM178 158V157H177ZM186 158V157H185ZM221 158V159H219ZM231 158V156H230ZM14 159V160H15ZM33 159V158H32ZM53 159V158H51ZM50 159V160H51ZM176 159V158H174ZM173 159V160H174ZM98 160V159H97ZM131 160V158H130ZM189 160V159H188ZM191 160V159H190ZM189 160V161H190ZM208 160V159H207ZM230 160V159H229ZM35 161V160H34ZM47 161V159H46ZM113 161V160H112ZM118 161V160H117ZM147 161V160H146ZM170 161V160H169ZM176 161V160H175ZM184 161V160H183ZM188 161V162H189ZM3 164H9V161H7V159H4ZM0 162V163H1ZM15 162V161H14ZM140 162V161H139ZM142 162V161H141ZM177 162V161H176ZM174 162V163H176ZM186 162V161H185ZM227 162V159H226ZM38 163V162H37ZM124 163V162H123ZM126 163V162H125ZM138 163V162H137ZM145 163V162H144ZM2 164V163H1ZM14 164V163H13ZM32 164V161H31ZM30 164V165H31ZM36 164V162H35ZM45 164V163H44ZM118 164V163H117ZM170 164V163H169ZM168 164V166H169ZM226 164V163H225ZM46 166H48L49 164H45ZM111 165V164H110ZM162 165V164H161ZM165 165V164H164ZM163 165V166H164ZM171 165V164H170ZM190 165V164H189ZM1 166V165H0ZM8 166V165H7ZM7 166L5 167V169L7 168ZM33 166V165H32ZM35 166V165H34ZM130 166L131 165H127ZM146 166V165H145ZM143 162L141 164L138 165L137 168H135V170L132 172V182H131V186L134 188L133 193H137L138 195H140V197H145L148 193V188L149 185L147 186L146 180L149 179L150 175L147 176V171L145 168ZM228 166V165H227ZM233 166V165H232ZM4 165L2 166L3 169ZM31 167V166H30ZM92 167V166H91ZM124 167L123 165V174L125 176L124 182H126V178L128 177L127 174L131 173V171L133 170V167ZM1 168V167H0ZM33 168V167H32ZM95 168V167H94ZM118 168V167H117ZM116 168V169H117ZM132 170H130V169ZM148 168V167H147ZM170 168V166H169ZM115 169V168H114ZM171 169V168H170ZM176 169V168H173ZM171 169V170H173ZM227 169V170H226ZM4 170V169H3ZM8 170V168H7ZM20 170V169H19ZM119 170V169H118ZM29 171H31L29 169ZM38 171V170H37ZM40 171V170H39ZM94 171V170H93ZM121 171V170H120ZM175 171V170H174ZM184 171V172H185ZM5 172V171H4ZM24 175L26 174V171L24 170ZM43 171H40V173H42ZM53 172V171H52ZM95 172V171H94ZM113 173V171H111ZM23 173V172H22ZM28 174L30 172H27ZM32 173V172H31ZM30 173V175H31ZM39 173V174H40ZM45 173V172H44ZM110 173V172H109ZM108 172L107 174L110 175ZM118 173V176L122 174H119V172L117 171L116 174ZM170 173V170H169ZM177 173V170H176ZM19 174V173H18ZM33 174V173H32ZM38 174V175H39ZM88 174V173H87ZM103 174V173H102ZM149 174V173H148ZM160 174V172H159ZM164 174V173H163ZM171 174V173H170ZM181 174V173H180ZM93 175V174H92ZM105 175V174H104ZM107 175V176H108ZM1 176V175H0ZM32 176V175H31ZM41 176L40 178H42V174L39 175ZM86 176V175H85ZM102 175H100L101 177ZM147 178L145 180V178ZM163 176V175H162ZM2 177V176H1ZM18 176H16L17 178ZM37 178L35 179H39L38 176H36ZM88 177V175H87ZM111 177V175L109 176ZM113 177V175H112ZM115 177V175H114ZM123 177V176H122ZM153 177V176H152ZM151 177V178H152ZM168 177V176H167ZM170 177V176H169ZM199 177V176H198ZM26 178V177H25ZM85 178V177H84ZM83 178V179H84ZM90 178V177H88ZM86 178V179H88ZM102 178V177H101ZM100 178V180H102ZM161 179L163 177H160ZM178 178V177H177ZM184 178V177H183ZM193 178V177H192ZM241 178V177H240ZM104 180L106 179L103 178ZM113 179V178H112ZM157 179V178H156ZM159 179V178H158ZM252 179V178H251ZM254 179V178H253ZM1 180V179H0ZM18 180V179H17ZM25 180V179H24ZM93 180V179H92ZM95 180V179H94ZM104 180H102L104 182ZM119 180V179H114V181ZM154 180V179H153ZM163 180V179H162ZM161 180V181H162ZM173 180V179H172ZM176 180V178H175ZM13 181V180H12ZM45 178L43 177V180L41 179L39 182H44ZM88 181V180H87ZM86 181V182H87ZM90 181V180H89ZM151 181V179H150ZM165 181V180H164ZM190 181V180H189ZM1 182V181H0ZM3 182V181H2ZM15 182V181H14ZM95 182V181H93ZM108 182V180H107ZM106 182V183H107ZM118 183H121V180L117 181ZM116 182V183H117ZM149 182V181H148ZM160 182V180L158 181ZM174 182V181H173ZM178 182V181H177ZM180 182V180H179ZM187 182V181H186ZM192 182V181H191ZM23 183H27L26 180L23 181L22 176L21 179H19L16 184L12 183L14 185L17 186V188H20L19 190H21V192L23 190H25V186H23ZM29 183V182H28ZM105 183V182H104ZM154 183V182H153ZM163 183V182H162ZM170 183V182H169ZM32 184V183H31ZM102 184V182H101ZM98 184L97 186L91 185V184H87L85 182H79L78 185L76 186L75 189L69 191V195H70V203L71 205V209L74 208H78V210H76V213L79 215H81L82 218H84L82 216V213L86 211V213L88 214L89 212L87 210H89V208L92 209V204H94L92 199H98L99 196H101L103 193V187H101L102 185ZM110 184V182H109ZM155 184V183H154ZM159 184V183H158ZM172 184V183H171ZM175 184V183H174ZM173 184V185H174ZM178 184V183H177ZM186 184V183H185ZM258 184V183H257ZM14 185L12 187H14ZM113 185V184H111ZM109 185V186H111ZM160 185V184H159ZM176 185V184H175ZM192 185V183H191ZM200 185V184H199ZM5 186V185H4ZM16 186L14 188H16ZM30 186V185H29ZM100 186V187H99ZM104 186V185H103ZM106 186V185H105ZM115 187V185H113ZM112 186V187H113ZM119 187V185H117ZM123 186V185H120ZM253 186V187H252ZM3 187V186H2ZM8 187V186H7ZM117 187V188H118ZM162 187V186H161ZM172 187V186H171ZM177 187V186H176ZM193 187V186H192ZM240 187V186H239ZM110 188V187H109ZM116 188V187H115ZM115 188H113L115 190ZM158 188V186H157ZM238 188V187H237ZM8 189V188H7ZM119 190L122 189L121 187L118 188ZM124 189V188H123ZM127 189V188H126ZM151 189V187H150ZM156 189V188H155ZM175 189V188H174ZM180 189V188H178ZM161 190L163 191L164 188H161ZM173 190V188L171 189ZM186 190V189H185ZM208 190V189H207ZM6 191V190H5ZM4 191V189L0 190V193H6ZM10 191H12V189H10ZM18 191V190H17ZM108 191V190H107ZM110 191V190H109ZM121 191V190H120ZM130 191V190H129ZM132 191V190H131ZM161 191V192H162ZM168 191V190H167ZM176 191V190H175ZM112 192V190H111ZM157 192V191H156ZM160 192V190H159ZM160 192V193H161ZM195 192V191H194ZM239 192V191H238ZM31 193V192H29ZM116 192H114L115 194ZM124 193V192H123ZM152 193V192H151ZM166 193V192H164ZM1 194V195H2ZM120 194V193H119ZM168 194V193H167ZM183 194V193H182ZM107 195V194H106ZM123 195V194H122ZM148 195L151 196L150 193H148ZM155 196L157 194H154ZM165 195V194H164ZM240 195V194H239ZM4 196V195H2ZM23 198L25 195H22ZM22 196H20L22 198ZM119 196V195H118ZM124 196V195H123ZM126 196V195H125ZM124 196V197H125ZM148 196V197H150ZM159 196V195H157ZM163 196V195H162ZM207 196V195H206ZM5 197V196H4ZM32 197V196H31ZM30 197V198H31ZM122 197V196H119ZM134 197V196H133ZM147 197V196H146ZM147 197V198H148ZM161 197V196H160ZM166 197V196H165ZM164 197V198H165ZM2 197H0L1 199ZM20 198V199H21ZM22 198V199H23ZM28 198V197H27ZM153 198V197H152ZM158 198V197H157ZM163 198V197H162ZM161 198V200H163ZM218 198V197H217ZM220 198V197H219ZM4 199V198H3ZM123 199V198H122ZM135 199V198H134ZM143 199V198H142ZM140 199V200H142ZM155 198H153L154 200ZM159 199V198H158ZM2 200V199H1ZM107 200V199H106ZM124 200V199H123ZM149 200V198H148ZM156 200V199H155ZM165 200V199H164ZM164 200L162 201V203L164 202ZM16 201V200H15ZM158 201V200H157ZM2 202V201H1ZM6 202V201H5ZM22 203L25 204V202L27 203L28 201L24 200L22 201H17V202H12L10 205V210H12L14 208V206H16L17 204ZM84 202L83 204H81L82 206H77L79 205V203ZM123 202V201H122ZM3 203V202H2ZM115 203V202H114ZM113 203V204H114ZM124 203V202H123ZM126 203V202H125ZM124 203V204H125ZM166 203V201H165ZM5 204V203H4ZM41 204V203H40ZM56 204V201L53 202H44L43 203V207L47 208L49 210L53 209V206ZM101 204V203H100ZM107 204V203H106ZM136 204V203H135ZM157 204V205H156ZM186 204V205H184ZM92 205V206H91ZM110 205V204H109ZM127 205V203H126ZM130 205V204H129ZM150 205V204H148ZM133 206V205H132ZM223 206V205H222ZM4 207V205H3ZM2 207V208H3ZM13 207V208H12ZM94 207V206H93ZM99 207V206H98ZM146 207V206H145ZM229 207V206H228ZM110 208V207H109ZM123 208V207H121ZM133 207H131L130 209L132 210ZM232 208V207H231ZM102 209V208H101ZM105 209V208H104ZM190 209V208H189ZM2 210V209H1ZM0 210V211H1ZM46 210V209H45ZM234 210V209H233ZM5 211V210H4ZM7 211V210H6ZM44 211V210H43ZM78 211V212H77ZM104 211V210H103ZM35 212V211H34ZM130 213H132L129 210ZM163 212V214H162ZM2 213V212H1ZM30 213V212H29ZM112 213V212H111ZM126 213V212H125ZM202 213H206L208 214V216H206V219H203V217H201ZM226 213V212H225ZM228 213V212H227ZM232 213V212H231ZM229 213V214H231ZM28 214V213H27ZM32 214V213H31ZM51 213L49 212V215ZM73 214V213H72ZM109 214V213H108ZM116 214V213H115ZM145 214L148 215V219H146L145 221ZM189 214V213H188ZM49 215H45L40 213L38 215V219L37 221L46 226H49L51 223L53 224V222H55V220L51 219V217ZM52 215V214H51ZM76 215V214H75ZM126 215V214H124ZM130 215V214H129ZM190 215V214H189ZM74 216V215H73ZM77 216V215H76ZM128 216V215H127ZM177 216V217H176ZM228 216V215H227ZM243 216V215H242ZM75 217V216H74ZM109 217V216H108ZM111 217V216H110ZM190 217V216H189ZM216 217V216H215ZM241 217V216H240ZM78 218V216H77ZM80 218V217H79ZM81 218V219H82ZM127 218V217H126ZM202 218V220H201ZM1 219V218H0ZM86 219V218H84ZM125 219V218H124ZM136 219V218H135ZM137 219V220H138ZM195 218H193L194 220ZM234 219V218H233ZM126 221H128L127 219H125ZM179 220V221H178ZM2 221V220H1ZM72 222L76 221V219H72ZM125 221V222H126ZM197 221V220H196ZM37 222V223H38ZM92 222V221H91ZM94 222V221H93ZM101 222V221H100ZM131 222V221H130ZM139 222V221H138ZM204 222V221H203ZM202 222V223H203ZM67 223V222H65ZM69 223V221H68ZM76 223V222H74ZM98 224H94L93 225V229L92 231L89 233L92 236H97L98 234H102L104 233V231L106 230L103 227V223L99 224V222H97ZM190 223V222H189ZM200 224L203 225L204 224ZM223 223V221H222ZM51 224V225H52ZM71 224V223H69ZM126 224V223H124ZM123 224V226H124ZM131 224V223H130ZM129 224V225H130ZM197 224V223H196ZM197 224V226H198ZM42 225V226H44ZM184 225V224H183ZM199 225V226H200ZM229 225V223H228ZM65 226V224H64ZM122 226V225H121ZM39 225L34 224L33 225V229L29 228L28 231H32V230H37L40 229ZM225 227V226H224ZM228 227V226H227ZM50 228V227H49ZM63 228V227H62ZM108 228L110 229L111 226ZM5 229V228H4ZM155 229V233H153V230ZM197 230H200L199 228H197ZM138 231V230H137ZM146 232V231H145ZM199 232V231H197ZM201 232V231H200ZM206 232V230L204 231ZM224 232V231H223ZM195 234H198L199 236H196ZM205 234V233H204ZM235 234V235H234ZM1 235V234H0ZM31 235V234H29ZM101 235V236H102ZM207 235V234H206ZM234 235V236H233ZM2 236V235H1ZM86 236V235H85ZM105 236V235H103ZM102 236V237H103ZM194 236V237H193ZM247 236V237H248ZM91 237V236H90ZM88 236V238H90ZM100 237V236H97ZM124 237V236H123ZM226 237V236H225ZM101 238V237H100ZM99 238V240H100ZM227 238V237H226ZM229 238V237H228ZM26 239H28V237H26ZM95 238H93L94 240ZM98 239V238H97ZM6 240V239H5ZM21 240V239H20ZM90 240V239H89ZM106 240V239H105ZM124 242L122 244H120L119 242L123 241ZM31 241L33 242V240L31 239ZM109 241V240H108ZM9 241L7 240L6 243H8ZM17 242V241H16ZM23 242V241H22ZM21 242V243H22ZM26 242V241H25ZM30 243V241H28ZM92 242V241H91ZM105 242V241H104ZM12 242H10V249L12 248V253L17 256V258H19L20 260H22L23 262L27 261L29 257L34 256L35 258L37 257L35 253H33L32 248H28L26 250L25 253L23 254H17L16 252H18L17 250L20 248L18 244H16L17 246L15 247L14 244H11ZM66 242L63 240H57L56 244L53 246V250H57L60 251L63 248H66L67 245L65 244ZM98 243V242H97ZM130 243V242H129ZM20 244V243H19ZM9 246V243L6 245H4V247L0 248V249H6V247ZM25 246V245H24ZM23 246V247H24ZM26 246H28L27 242H26ZM25 246V247H26ZM30 246V245H29ZM99 246V244H98ZM117 246V247H118ZM1 247V246H0ZM73 247L75 249H81L82 251H87L89 253H92L91 250V246L89 245L87 239L85 238V240L81 241V242H75ZM94 247V246H93ZM100 247V246H99ZM116 247V248H117ZM22 248V247H21ZM97 249V247H96ZM94 250V249H93ZM138 250L142 253H138ZM91 251V252H90ZM102 251V249H101ZM100 251V253H101ZM109 251V250H108ZM113 251V250H112ZM112 251L109 252L112 254ZM116 253L118 252L117 250H115ZM96 252V251H95ZM105 252H107L105 250ZM108 253V254H109ZM93 254V253H92ZM97 254V253H95ZM107 254V253H105ZM39 255V254H38ZM60 255V254H59ZM101 255V254H100ZM99 255L100 259L101 256ZM104 255V253H103ZM115 255V254H114ZM117 255V254H116ZM88 256H90V254H88ZM98 256V255H97ZM111 256V255H110ZM7 257V256H6ZM105 257V256H104ZM2 258V256H1ZM0 258V259H1ZM9 262V260L7 258H2L0 264H7ZM59 262L61 264H69V261L66 257V255H60L59 256ZM8 264H15L14 262L10 261V263ZM72 264V263H71ZM73 264H85V263H73Z\"/></svg>","mask_w":264,"mask_h":264},{"label":"crops","instance_id":"crops-1","mask_svg":"<svg viewBox=\"0 0 264 264\" xmlns=\"http://www.w3.org/2000/svg\"><path fill=\"white\" fill-rule=\"evenodd\" d=\"M183 6H184V4L182 5L181 10L183 9ZM233 25H235V23L232 24V25L229 26V27H225V26H224V28H230V27H232ZM219 29L222 30V29H223V26H221ZM219 29L217 28L218 31H219ZM193 31H197V32H198V31L206 32L207 30L196 29V30H193ZM191 42H195V43H197L198 45H199V44H203V43H201V41H198V40H194V41H191ZM205 42H206V41H205ZM205 42H204V43H205ZM190 48L193 49V51H195V49H197V45L194 46L193 44L190 43Z\"/></svg>","mask_w":264,"mask_h":264}]
</instances>
